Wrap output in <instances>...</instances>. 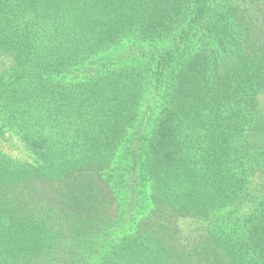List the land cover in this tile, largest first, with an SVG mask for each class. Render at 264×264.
<instances>
[{
	"label": "trees",
	"instance_id": "trees-1",
	"mask_svg": "<svg viewBox=\"0 0 264 264\" xmlns=\"http://www.w3.org/2000/svg\"><path fill=\"white\" fill-rule=\"evenodd\" d=\"M263 103L264 0H0V264H264Z\"/></svg>",
	"mask_w": 264,
	"mask_h": 264
},
{
	"label": "rangeland",
	"instance_id": "rangeland-1",
	"mask_svg": "<svg viewBox=\"0 0 264 264\" xmlns=\"http://www.w3.org/2000/svg\"><path fill=\"white\" fill-rule=\"evenodd\" d=\"M264 105V103H263ZM0 145L7 151L11 152L13 155L21 154V149L19 148L20 144H18L16 137L11 138L9 141H2ZM191 227L189 221H182V228L184 230H188Z\"/></svg>",
	"mask_w": 264,
	"mask_h": 264
}]
</instances>
